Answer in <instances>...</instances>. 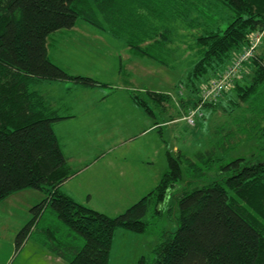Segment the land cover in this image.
<instances>
[{
    "label": "trees",
    "instance_id": "1",
    "mask_svg": "<svg viewBox=\"0 0 264 264\" xmlns=\"http://www.w3.org/2000/svg\"><path fill=\"white\" fill-rule=\"evenodd\" d=\"M214 11L221 15L214 18ZM78 20L122 42L134 55L169 69V47L177 38L181 41L178 33L188 38L189 30L186 48L194 62L185 85L198 93L196 82L222 73L253 34L263 33L264 42V0H0V202L25 190L42 196L15 237V249L39 231L48 253L64 264H108L114 231L143 233L149 205L157 207L172 196L183 179L182 165L190 173L199 172L198 162L209 166L218 159L213 152L193 158L166 152L167 169L153 190L113 217L63 194L62 184L76 172L53 131V124L63 118L37 86L102 85L69 75L49 60L50 36L71 30ZM263 51L243 64L240 77L222 95L229 101V115L242 112L218 142L222 151L234 138L254 140L264 150ZM130 99L153 117L150 104L158 111L169 98L145 91L142 96L130 93ZM218 103L203 104L202 112ZM188 184L175 197L177 229L154 249L153 264H264V161L235 158L218 167L213 181L193 190ZM45 214L54 221L38 230ZM138 264L146 263L142 258Z\"/></svg>",
    "mask_w": 264,
    "mask_h": 264
},
{
    "label": "rangeland",
    "instance_id": "2",
    "mask_svg": "<svg viewBox=\"0 0 264 264\" xmlns=\"http://www.w3.org/2000/svg\"><path fill=\"white\" fill-rule=\"evenodd\" d=\"M215 12L217 11H214L213 17L218 18L221 13ZM226 26L227 25L224 24L223 27L225 28ZM185 31L188 33V38H186L185 35L182 36L178 33L177 35L178 37L181 36L180 40L182 42L177 38L178 41L173 40V46L169 48V50L174 49L175 53L167 57L170 65V69H167L172 72L173 86L171 91L167 94L169 99L164 101L163 105L166 110L165 120H167L166 118H169V114L173 115V117L176 116V114L174 115V111H176L177 108H180V117H182L183 120L186 113H188L187 111L192 109V106L187 107L186 103L190 102L193 104V102L196 101V103H200L199 95L202 87L208 81L217 78L218 75L221 74L219 73L214 76L209 75L202 81H197L198 93H194L192 92V89L186 87V75L194 61L192 60L193 54L187 50L188 48H186V46L189 45L188 43H190L189 30L185 29ZM254 36L255 34H253L251 38H254ZM262 39L263 36H261V40ZM261 40L254 49V53L258 52L261 54L264 49V42L263 40L261 42ZM49 42L52 46L55 45L53 48L54 50L52 47L48 48L49 60L53 64H57L59 68L69 75H81L102 84L101 86L95 87L96 91L94 94L108 96L109 100L106 102V105L109 106L114 104V106H118L119 111L116 114L111 113V120H113L115 116L121 115V109L126 110L124 104L122 105V97L125 94V89H123V85H120L123 84L124 81H119V76L120 78L123 76L119 75L117 69L119 63L118 57H123L127 54L124 45L112 40L106 33L103 34V32L81 20L76 22L75 29L71 32L60 31L52 34ZM231 63L232 61L230 64ZM150 65L160 67V70L163 69L156 64L151 63ZM242 69L237 72L238 75L235 79L240 77ZM164 71L166 73L165 69ZM153 72L154 71L152 70L151 74H153ZM57 83L59 82L50 83L52 86H46V89L51 90V93L57 95L62 93V88L65 90V88L72 87L73 85V82H71V84L70 82H60L64 84L63 86H59ZM44 85L49 84L46 83ZM38 87L40 89L42 88L41 86ZM134 88L135 89L132 92L135 94L138 93L140 96L143 95V88ZM227 92L229 93V89ZM127 93L130 96L131 90L129 91V89H127ZM222 95L216 100V102L218 101L220 103L214 108L205 109L203 111L204 119L202 121L197 120L198 122L196 121L195 126L193 127L189 125L187 126L186 122L178 121L167 129L168 135L171 136V138L168 136L165 137L169 150H171L173 146H176L180 149V153L189 158H193L196 153L213 152V158L218 160L209 163V166H205V163L198 162L197 165L200 167L199 172H201L199 175H197L199 172L195 171L190 173V170L187 171L186 166L182 165L183 179L174 188L175 190L173 191L172 196L157 207H155L153 203L149 205L148 212L143 218V221L147 223L146 230L143 233H133L121 228H117L114 231L108 264H138L139 260L142 258L145 260L146 264H153L155 258L154 249L165 241L166 238L171 237L177 229L178 212L175 197L185 189V184L187 182L189 183L188 190H193L198 186L207 184L216 178L218 167L220 165L226 164L235 158L249 159L253 157L254 159H258V161H264V150H262L254 140L246 142L242 139L234 138L230 140V142L234 144L231 145L227 143V145H230L228 150L222 151L221 147L217 148L218 142L223 139L225 140V132L233 127L232 120L238 115H242L241 111L236 113L233 112L232 115H229L232 113L231 108L228 107L226 110L229 101L227 102V99ZM104 104L105 103H99L96 108H103ZM150 106L154 112L157 111L154 104L151 103ZM230 106L233 107V104ZM242 108H244V105H242ZM64 114V111L59 113L60 116H63ZM125 126V124H120L118 125V128ZM138 129L139 126L131 127L130 130H128L127 135H133L131 137L132 141L129 144V147H132L130 150V156L135 157L134 159L140 162L142 157H144L141 153L140 145H143L144 141L147 140L150 141V143H153L154 141L159 140L160 135L155 131L146 133L144 136H139L136 133ZM143 137L147 140L143 139ZM97 148L99 149L98 146ZM114 149L115 148H113L111 152H113ZM100 150L105 153L108 152V149L103 148V146ZM153 157L156 161H160V155H154ZM85 175L86 173L80 176L83 186L85 185ZM89 178L90 174L88 180ZM89 187H93V185L90 183ZM108 198L104 199L108 202H112V197L108 195ZM41 199L42 196L38 192L25 190L20 192L17 196L9 198V201H17V203H13L10 206H7L4 202L3 204H0V264H64L63 261H56L55 257H53V260L52 258H45V252L48 251L42 243L43 237L39 231H34L19 250L15 249V237L30 221V209L35 207ZM156 209L159 211L158 214L155 213ZM53 219L52 215L45 214L44 220L38 226V230L45 227L46 224L53 222Z\"/></svg>",
    "mask_w": 264,
    "mask_h": 264
},
{
    "label": "crops",
    "instance_id": "3",
    "mask_svg": "<svg viewBox=\"0 0 264 264\" xmlns=\"http://www.w3.org/2000/svg\"><path fill=\"white\" fill-rule=\"evenodd\" d=\"M74 29L75 26L68 32ZM120 43L124 45L122 42ZM54 46L48 40V48L52 47L53 49ZM124 47L127 54L118 57L117 69L119 75L123 76L122 78L119 76V81H124L120 85H123V89H125L122 105L124 104L126 110L120 107L121 115L115 116L113 120H111V113L116 114L119 111L118 106H114V104L106 105L109 97L102 94L95 95V88H84L72 83V87L65 88V90L62 88V93L55 95L50 92L51 90L46 89V86H52L50 83H47L49 85H44L46 83L38 85L42 87L41 89L37 86L40 94L47 99L54 109L58 110V113L65 112L63 116H60L63 119L53 124V131L68 166L76 173L62 184L61 192L74 201L95 211L103 212L108 216L122 213L156 186L167 169L166 152L175 154L180 150L176 146L169 150L165 137L171 138V136L168 135L167 129L178 121L185 122L180 117V108L174 111L175 118L169 114V118L165 120L166 110L164 104L158 106V111L154 112L153 117H148L131 101L127 89L131 90L132 93L134 87L143 88L142 93L151 91L168 94L173 86V75L171 70L163 66H161L163 69L160 70V67L150 65L151 63L156 64V62L142 56H136L127 46L124 45ZM173 50H169V56L175 53V50ZM152 70L154 71L153 74H151ZM57 84L59 86L64 85L63 83ZM99 103H105L104 107L96 108ZM191 104L189 103L187 107L192 106L194 103ZM120 124L126 126L118 128ZM134 126H139L136 132L139 136L155 131L160 135L159 140L153 143L145 139L146 136L143 137L147 141L140 145L141 153L144 156L140 162L134 159L135 157L130 156L132 147H129V144L133 135L128 136L130 134L127 135V132ZM173 136L175 137L174 134ZM102 146L107 148L108 152L105 153L100 150ZM113 148L115 149L111 152ZM154 155H160L159 162L154 159ZM84 173L86 175L84 178L85 185L83 186L80 176ZM89 174L90 178L88 180ZM90 183L93 187H89ZM18 194L20 192L9 196L0 204L4 202V204L10 206L17 203V201H9V198ZM108 195L112 197V202L104 199L108 198ZM45 254V258H52L53 260L54 256L48 252H45ZM57 260H59L58 262L61 261L56 258Z\"/></svg>",
    "mask_w": 264,
    "mask_h": 264
},
{
    "label": "built area",
    "instance_id": "4",
    "mask_svg": "<svg viewBox=\"0 0 264 264\" xmlns=\"http://www.w3.org/2000/svg\"><path fill=\"white\" fill-rule=\"evenodd\" d=\"M263 33H256L254 38H250V43L246 49L236 55L232 63L217 78L208 81L201 89L198 103L195 108L187 111L183 120L189 126H195L197 120L203 116V104L216 102L218 97L227 91L237 77V72L242 69L243 64L247 62L254 54V49L260 43Z\"/></svg>",
    "mask_w": 264,
    "mask_h": 264
}]
</instances>
